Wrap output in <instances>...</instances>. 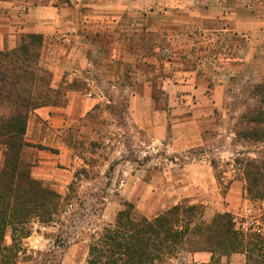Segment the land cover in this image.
I'll use <instances>...</instances> for the list:
<instances>
[{"label": "rangeland", "instance_id": "1", "mask_svg": "<svg viewBox=\"0 0 264 264\" xmlns=\"http://www.w3.org/2000/svg\"><path fill=\"white\" fill-rule=\"evenodd\" d=\"M32 33L44 35L40 65L62 97L45 107L66 108L73 91L97 103L23 151L32 175L60 198L51 221L32 220L29 237L18 239V264H88L91 244L127 203L137 218L154 219L178 203L200 206L206 223L228 212L238 228L264 235V200L248 196L243 170L248 159L264 161V0H0V50ZM166 60L186 63L171 74ZM199 62L200 78L223 76L221 105L197 145L176 146L172 134L156 139L131 120L135 79L150 82L153 108L171 114L165 81L176 87L185 76L176 68ZM49 80L42 75L41 88ZM260 255L252 264H264ZM217 257L248 264L246 253ZM211 261L210 252L181 251L155 264Z\"/></svg>", "mask_w": 264, "mask_h": 264}, {"label": "trees", "instance_id": "2", "mask_svg": "<svg viewBox=\"0 0 264 264\" xmlns=\"http://www.w3.org/2000/svg\"><path fill=\"white\" fill-rule=\"evenodd\" d=\"M43 44L44 35L32 33L17 47L0 50V146L4 155L0 169V264H18V239L29 237V223L49 222L59 211V194L35 178L23 160V151L30 146L25 136L32 112L61 105L62 100L50 84V73L40 65ZM42 75L49 80L44 88L40 86ZM243 170L248 196L264 200V161L248 159ZM126 206L114 226L105 227L91 244L88 264H155L181 251L210 252L211 264H220L217 254L246 253L248 264L255 260V252L264 257L262 231L238 228L231 213L218 214L206 223L197 205L178 203L154 219L137 218L132 204ZM8 228L13 229L11 247L5 244Z\"/></svg>", "mask_w": 264, "mask_h": 264}, {"label": "crops", "instance_id": "3", "mask_svg": "<svg viewBox=\"0 0 264 264\" xmlns=\"http://www.w3.org/2000/svg\"><path fill=\"white\" fill-rule=\"evenodd\" d=\"M9 43H12V41ZM13 44L15 46L14 42ZM113 47L114 45L106 47L111 55ZM129 58L130 54L127 55V51L123 48V58L121 60L124 61ZM185 63V61L179 63L174 60L169 62L166 60L165 69L170 70L172 74L175 66L179 64L183 66ZM204 64V62L203 64L199 62L196 69L192 66L182 69L177 67L176 71L185 76L176 87L174 84L171 85L165 81L163 89L165 90V100L169 99L170 106H173L171 114H168V110H155L153 108L156 99L153 95L154 87L150 86V82L141 84L142 81L136 83V80L139 79H135L133 86H131L132 93L129 101L131 120L156 139H165L172 134L176 146L189 148L197 145L196 140L201 137L203 127L210 122L213 110L221 105L222 84L219 80L223 73L217 70L213 72L210 79L200 78L198 72ZM209 80H213L215 84L212 87H209L208 84L209 90H206V81L209 82ZM178 92L181 96L178 95ZM96 103L97 99L92 98L91 93L88 95L83 94L81 91H73L69 96V103L66 108L42 107L37 109L29 117L26 141L34 144L41 143L43 136H51L53 131L60 132L71 121L77 120V116L86 115L91 111ZM182 112L187 114L181 116ZM3 160L4 155L1 149L0 169L3 166ZM36 174L43 175L41 172H36ZM197 256V254L194 255L195 258ZM206 256V254L201 255V258H206Z\"/></svg>", "mask_w": 264, "mask_h": 264}]
</instances>
